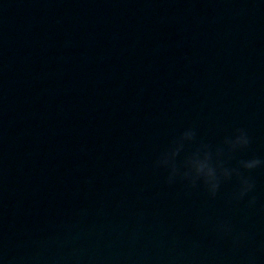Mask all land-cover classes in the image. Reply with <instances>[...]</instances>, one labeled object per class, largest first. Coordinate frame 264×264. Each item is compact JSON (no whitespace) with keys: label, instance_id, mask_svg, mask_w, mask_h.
<instances>
[{"label":"water","instance_id":"95a60500","mask_svg":"<svg viewBox=\"0 0 264 264\" xmlns=\"http://www.w3.org/2000/svg\"><path fill=\"white\" fill-rule=\"evenodd\" d=\"M189 130L264 161V0H0V264H264V164L169 183Z\"/></svg>","mask_w":264,"mask_h":264},{"label":"clouds","instance_id":"9594fccd","mask_svg":"<svg viewBox=\"0 0 264 264\" xmlns=\"http://www.w3.org/2000/svg\"><path fill=\"white\" fill-rule=\"evenodd\" d=\"M238 135L234 138L226 139L227 152L231 153L238 148L247 147L249 139L242 130H238ZM195 138L194 131L183 132L168 151L161 154L157 165L169 169L168 182L173 181V177L180 175L182 179L187 180L191 186H195L197 181H202L208 188L210 195L215 196L219 188L221 179H227L232 175L240 178V190L236 194V198H242L246 192L250 191L253 185L248 178L242 176L240 168L252 170L264 164V161L258 158H252L247 161H240L239 168L229 169L224 166V161L220 158L224 154V149L217 148L214 152L209 145H199L189 156H187L181 167L184 171L181 172L178 168L175 158L181 151L184 141H192ZM254 199L250 203H254Z\"/></svg>","mask_w":264,"mask_h":264}]
</instances>
